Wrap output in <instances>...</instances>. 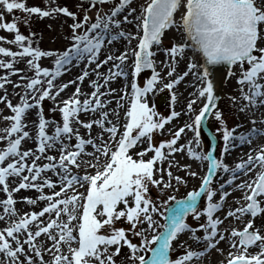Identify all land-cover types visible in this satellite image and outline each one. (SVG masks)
<instances>
[{"label": "snow or ice", "instance_id": "snow-or-ice-1", "mask_svg": "<svg viewBox=\"0 0 264 264\" xmlns=\"http://www.w3.org/2000/svg\"><path fill=\"white\" fill-rule=\"evenodd\" d=\"M106 2L107 0H89L88 7L95 10V15L90 17L86 8L79 4L75 6L80 9L78 13L66 5H57L56 0H44V8L28 6L25 0H0V29L15 33L14 38L7 42L15 44L19 49L12 51L0 46V54L11 58L0 61V68L20 72V69H13L15 59L28 57L26 64L33 72L32 77L27 78L23 84L25 92L18 103L13 105L7 94L0 95V101L5 102L12 113L6 118L10 121V126L5 131L8 136L16 134L0 150V162L6 161V158L10 160L0 166V190L6 194V198L0 200V205L5 214L15 216L13 193L20 189H35L40 193L38 199L47 202L39 211L24 213L0 230V253H3L6 264H37V261L39 264H117L114 257L119 254L122 246H127L130 250L128 264H196L194 258L216 247L221 240H227L235 249V253H228L226 264H264V230H253V220L249 219L243 229L232 227L230 233H225L219 228L221 218H214V213L221 209L229 195V191H224L225 184L231 186L237 173L248 172H254V176L235 185L245 192L243 205L229 210L226 215L239 217L248 213L253 218L258 214L264 215V143L256 149L251 147L253 136L264 137V128L255 127V120L251 122L253 126L250 130L240 134H236L238 126L232 129L226 127L210 78L211 66L227 65L228 74L232 75V66L239 64L241 75L237 83L241 85L243 100L247 101L240 111L243 112L249 106H259L264 110V0H145L138 16L134 15L136 9L131 6L132 0H113V5L108 10L98 7ZM14 10L25 15L22 18L13 16L12 21L8 22L5 14H12ZM33 14L39 18L62 14L72 20L66 49L42 50L38 45L33 46L31 34L26 37L18 31L17 22L22 20L27 24ZM129 16L136 22L134 33L124 28V25L132 22ZM173 27L181 33V41L164 48L165 56L171 57L173 67L168 68L165 74L168 82L163 87L172 93L171 100L175 103L178 97L173 89L183 77L192 74L201 82L194 85V94L185 105L186 111H176L173 107L169 115L160 116L154 107L149 106L146 98V94L152 92L156 84L165 78L156 69V52L152 49L155 47L159 50L164 31ZM6 39L0 37V40ZM118 39L127 41V46L123 50L112 52ZM133 40L137 41L135 46H132ZM105 47L109 49V54L99 59ZM186 49H195L204 63L197 65L190 60L187 64L188 71L173 78L177 58L183 56ZM42 57L52 58L54 67H42L38 62ZM129 60L131 64L126 67ZM73 61L76 64L87 61L83 65L85 70L77 77L80 81L89 76L90 66H95L91 71L96 79L89 81L94 90L81 102L80 86L76 85L72 96L64 99L59 106L62 125L47 120L41 111L36 125V151H21L22 140L29 137V132L23 130L26 112L34 107L40 109L45 98L55 99L69 84L74 83L70 80L58 87L54 83L56 77L72 67ZM245 62L248 65L246 69ZM102 66H109L107 72L99 71ZM193 69L199 70L193 72ZM143 70H151V75L141 87L138 86L137 77ZM129 76L131 92H127L126 84L123 94L116 99V109L105 110L109 101L103 98L117 91L110 87L111 82L119 78L128 80ZM23 79L25 78L21 77ZM6 83H11L7 76L0 77V88ZM244 85H247V91L244 90ZM16 86L19 85H14ZM101 87L107 91H100ZM197 97L203 98L204 102L195 111L193 105L196 104ZM126 99L130 104L124 113L126 122L121 131L119 109L122 107L121 101ZM231 99L235 100L234 97ZM81 111H99V118L83 122L78 118ZM110 113L115 116V123L109 119ZM181 115L188 116L189 122L170 132V139L154 146L153 132L162 131L168 122ZM209 117L219 124L215 131L221 134L220 159L211 152L199 150L201 125ZM73 121L87 129L96 124L102 132L98 137L82 138L72 128ZM49 124L55 125L51 135L46 132ZM189 131L193 133V139L179 143ZM104 133L108 134V140L104 139ZM72 136H75L74 145L63 142L70 140ZM143 139L147 140V147L136 153L140 158L133 159L129 150ZM238 143H247L250 150L246 159L229 167L223 162V156L230 154V150ZM86 145L91 146L94 151L86 152ZM53 148H57L59 157L46 155L44 158L48 162L38 165L36 152L45 154ZM162 149H167L168 154L186 151L189 158L207 161L208 171L200 178L198 190L189 191L185 198L177 202V206L169 209L167 222L159 224L160 231L157 232V222L153 215L159 212V208L149 195L150 186L159 187L163 191L172 187V181L176 185L186 184V177L198 175L191 165L183 164L179 167L185 170V176L174 175L171 170H166V180L163 176L165 170L154 168V162L166 159ZM150 151L154 155L145 160L143 157ZM84 155L92 157L94 162L83 159ZM26 159H31L32 162L26 163ZM81 165L94 168V173L85 172L80 175ZM168 165L170 169L172 160L168 161ZM73 167L77 172L72 171ZM47 171L56 174L59 180L54 182L43 177L40 182L41 173ZM25 172L28 174L25 175ZM156 172H161L159 178H156ZM217 172L231 177L219 184L218 193L211 186ZM11 177H18L19 183L10 188ZM45 187L55 190L45 194ZM201 192L206 194L207 203L198 210L196 201ZM217 194L218 199H215ZM23 199L29 205L37 202L29 197ZM172 200L175 197L169 195L161 204L166 205ZM189 213H192L194 220H199L202 214L206 217V222L197 226L203 231L202 236H196L197 228L185 222ZM45 214H49L46 223L42 221ZM121 218H126L131 225L129 229L115 227L116 221ZM145 224L146 228L141 227ZM106 228L107 232L104 231ZM149 229L154 233L150 238L145 235ZM126 231H130L133 236L142 237L139 244L132 243L126 236ZM185 231L192 233L195 241L203 243V250H191L185 246L183 254L170 259L171 242ZM42 234L51 241L49 248L37 243ZM153 242H156L155 246H152ZM254 245H258L259 251L251 254L248 248ZM110 248L115 250L110 251ZM145 249L151 252L147 259L138 255L139 251ZM43 252L49 254V261L43 260Z\"/></svg>", "mask_w": 264, "mask_h": 264}, {"label": "rangeland", "instance_id": "rangeland-1", "mask_svg": "<svg viewBox=\"0 0 264 264\" xmlns=\"http://www.w3.org/2000/svg\"><path fill=\"white\" fill-rule=\"evenodd\" d=\"M25 2H26V4L28 6H40L41 8L45 7L44 0H25ZM56 3L59 6H65L66 5L71 10L77 11L78 13H79L80 9L75 7V6L77 4H79V5L83 6L84 8H86V10L88 11V14H89L90 17L95 12V10L93 8H91V7H88L89 4L85 3L83 0H56ZM112 5H113V3L110 4V5H108V4L99 5L98 7L102 8L103 10H108V9H110V7ZM136 13H138L137 10L134 13V15H136ZM24 15L25 14L22 13L21 11L14 10V12L12 14H5V19L8 22H11L13 16L22 18ZM139 15H140V12H139ZM71 23H72V20L70 18L62 15V14H58L55 17H48V18H39L38 16L33 14V16L29 19L27 24L23 23L22 20L17 22L18 31L21 32V34L25 35L26 37H29L30 34H31V39L33 40V46H37L38 45L42 50H63L65 47H67L68 44H69L68 37L71 35V29L69 28V25ZM51 24L54 25L55 27L52 28ZM128 24H130L132 29H128L126 27H124V28L126 30L131 31V32L134 33L136 31V22L134 20H132V22L128 23ZM4 31H5L4 29H0V34H2ZM173 31H174V34L172 33ZM7 34H10L12 36L15 35V33L11 32V31L7 32ZM177 41H181V33L178 32L175 27H173L168 32V35H167L166 39L164 40V43L170 45L171 43H174V42H177ZM9 47L11 48V50L15 49L17 51V49H16L17 46L15 44H11ZM163 48L164 47L161 48L162 53H164L163 52ZM189 53H190V56H187L186 58H184V60L182 62V65L180 66V68L178 70H182L183 71L184 68L187 67V64H188V62L190 60H191V62L196 63L197 65L199 64L198 63V59H199L198 55L196 53H194V52H189ZM22 58L23 57H21V61H22ZM44 58H47V57H44ZM9 59H11V58L3 57V58L0 59V61H7ZM16 60H18V58H16L14 63H13V68L14 69H18L19 68V65H18V61L19 60L17 62H16ZM47 60H48L49 63H47V62H45V63L50 65L52 63V58H47ZM22 64H23V67L25 69V73L14 72L13 75L9 73L7 75V78H9L8 80L11 81V83H6L3 88H0V95L7 94L8 99L10 100V102L13 105H15L16 103L19 102L20 96L22 94H24V92H25V89L23 88V84L26 83L27 78H31L32 75H33L31 73V70H29L28 67L23 62H22ZM130 64H131V60H129L128 65H126V67L130 66ZM156 65H157L158 68H160L162 70V73L166 71L165 67L161 68L160 63L158 61H157ZM198 70L199 69H193L192 71L195 72V71H198ZM103 73H105V71H103ZM235 75H238V71H236V69L234 70V74L232 75V78ZM4 76L5 75H3L2 77H4ZM21 77H24L25 79L21 80ZM129 78H130V76H129ZM64 80H66V77L64 79H62L61 81H59L55 85H60L61 83H64V82H62ZM167 82H168V78L166 77L165 78V83H167ZM200 82L201 81L199 80L198 83H200ZM17 84L19 86L14 87V85H17ZM89 86H91L90 83H89ZM231 86H233L232 83H230V85L228 86L224 82L223 87H222L223 96L220 98L219 105H218V107L222 111L223 118L226 121V127H228L229 129H232L233 127H235V124L237 123V121L240 120L239 115L237 114L236 105H235V107L233 105L234 100L231 99L233 97L236 98V96L235 95H230L229 99H228V96H227V94H232V92H228L227 91L228 88L231 87ZM162 93H164V94H162ZM175 93H176V95L178 97L177 91ZM160 94H162L161 95L162 98H163V95H165V94L167 95L165 97L166 98V102H164V104H162L161 106H156V99H157L158 96L160 97ZM188 97L189 96H184V98H182V101L179 103V105L183 106V108L185 110H186L185 105L187 103L186 99ZM48 101L53 102V100L45 98L41 102V108L40 109H37L35 107L31 109V110H34V112H35V115L33 117L34 119H33L32 122L28 121L30 123H26V127H28V129H30V133H32V135H34L33 127L36 128V124H37V121H38V116H39L41 111L46 116L52 117V119H50V120L55 121L56 124L62 125L61 122H60V120L62 119V114H59V110H54L53 108H55V107L51 108L49 106V104H48ZM147 101H148V104H150V105L153 104L154 106H156L155 111L160 116H166L167 113L172 111V108L177 103V101L175 103L170 102V95L168 94V89L164 88L163 85L160 86V88H158L155 92H153L150 95V97H148ZM29 102H31V100H29ZM201 102H202V98L196 104H194L193 107L199 106ZM126 107L124 108L125 111H126ZM250 107L251 106H249L248 108H245L244 110L247 112L250 109ZM194 110L196 111V108H194ZM28 111H30V110H28ZM263 112L256 115V116L260 117L259 121L262 122V123H264V117H263L264 113ZM8 114H12L11 110L7 107L5 102L0 101V137H3V138H0V150H3V148H5L6 145H7V141L9 139H11V138H7L6 137L8 134L5 131V129L10 126V121L8 119H6L7 117H10V116H7ZM251 115L255 116L254 114H251ZM85 122H88V120L87 121L85 120ZM122 122L125 123V121H122ZM251 124H252L251 122H248V123L242 122L241 127H242V129H247V128H249L251 126ZM51 125L55 126L53 124H51ZM177 126H179L178 123L173 124V126L171 128L174 129V127H177ZM207 126H208V129L210 130V132L213 133L215 135V137H216L217 148H216V151H215V155H216V158L220 159L221 158V153H220L219 150H220V148L222 146V141L220 140V135L221 134L217 133L215 131V129L219 126V124H218L217 121L214 120V118L209 117V119L207 120ZM171 128L169 130H167V133H166L165 137H163L162 139L160 138L162 133H160L159 130L154 131L153 134H152V144L156 145L159 141L170 139L171 138L170 137L171 136L170 132H174ZM237 129L238 128H236V131H237ZM163 131H165V129H163ZM190 133L191 132H189L188 134H190ZM261 139L262 140L259 142L258 147H259V145L261 143H264V137H262ZM144 140L145 141L141 145L142 149L147 146V140L146 139H144ZM26 141H28V142H25L22 147L24 149H26V150L32 149L35 152L36 151V148H35L36 139L35 138L31 139V140L27 139ZM66 142L68 143V140H66ZM74 143H75V141L73 140V142L72 143L70 142L69 145H74ZM208 145H209V138L207 137L206 134L202 133L201 143L199 145V149L204 152V150L208 147ZM258 147H256V148H258ZM252 148L256 149L254 147H252ZM69 150H72V149L70 148ZM249 150H250V148H248L247 150H244V152L241 153V155H247ZM132 151H133L132 153L134 154L133 158L136 159L135 157H138L136 155L138 150H136V152H135V149L132 150ZM36 154H38L37 157H39V154H41V153L36 152ZM46 155H52V156L58 158L59 157V151H55L54 149H51V150L47 151L45 155H40V158H43V159L37 161L38 165H40V164H42L44 162H48L44 158V156H46ZM183 155H185V154H183ZM185 156L187 157V155H185ZM84 157L85 156H83V159H84ZM202 162H203V169H205L207 167V162H205V161H202ZM235 163H237V162L236 161L235 162H230V165L233 164V166H234ZM163 166H164V162L162 163V161H160V162H158L156 164V169H163ZM81 167L82 168H80V170H79V174L80 175H83L85 172L94 173V171H95V169L92 168V167H86L84 165H81ZM167 168H168L167 170H171L174 175L178 174V175H181V176H185V170L181 169L179 166H178V168H175V170L173 169V167H171L170 169H169V167H167ZM72 171L73 172H77V169L73 167ZM155 175L157 176V175H159V173H156ZM160 175H161V172H160ZM52 176H54V174ZM163 176L167 180V171H163ZM218 177H220V172H217L214 175V180H213V183H212L211 186L216 191L219 192V186L217 184ZM227 177H228V174H222V176L220 178L221 182H224V180H226ZM186 180H187L186 184H180V185H176L175 181H172V187L164 189L163 191L159 187L150 186L149 195H150L151 199H153L156 202L157 207L159 208V212L153 215V219L157 222V226H156V231L157 232L160 231V228L158 227V225L165 223L166 215L169 212V209L177 201H180L181 199L185 198L189 191H192L193 189L194 190L198 189V187L196 189H195V187L200 182L199 176L198 177H194V178L186 177ZM40 182H42V179H40ZM16 183H19V181L16 180L15 184ZM53 190H55V189H53ZM79 190L80 191H84V189H79ZM235 190H237V189H235ZM239 190L244 192V190H242V189H239ZM33 191H35V190H32V191H28V190L21 191V190H19V192H18L19 194L18 195L20 196L21 202H23L24 204L22 205V204H18L17 203L14 206V208L16 209V215L12 216V217L10 216L13 220L14 219H18L19 216L23 215L24 213H29V212H32V211H38L39 208L43 207L47 203L46 201H42V200L38 199L39 196H38L37 192H35V194H37V196H35L36 197L35 200L36 201L38 200L39 203L36 202L37 204H34V205H29L28 203H25L26 201H23L24 200L23 198L27 197L28 192L30 193V192H33ZM51 191L52 190L47 189V187H45L43 189V192L45 194L50 193ZM234 192H236V191H234ZM202 193H203V195L201 196V198L199 199V201L196 204L198 210L202 209L203 207H205L206 203H207L206 194L204 192H202ZM2 194L0 195L1 198H3V195H4V194L3 195ZM169 195L174 196L175 200L168 201V203L166 205H162L161 201L167 200ZM230 198H231V196H230ZM233 199H236L235 195L233 196ZM243 203H244V201L241 203V205ZM120 207H123V205H120ZM232 207L233 206H231V208ZM227 210H231L230 207ZM7 216H9V215L5 214L4 212H2V214H0V230H2L4 227H6L10 223L9 222L6 225V221L4 220V218H6ZM203 216L204 215L202 214L201 217L199 218V220H194L193 216H192V213H189L185 217V221H187L191 227L197 228L199 223H205L206 222V220H205V218ZM261 216H263V215H261ZM46 217H47V219L49 218L48 216H46ZM227 218L230 219L228 216H227ZM259 218H260V215L257 216V218L253 221L254 226L256 225L255 221L258 220ZM246 220H248L247 213L243 217L241 224L244 225V222H246ZM43 222L46 223L47 220H44ZM115 227H123L125 229H129L131 227V225L126 221V218H121L119 221H116ZM141 227L146 228L147 226L145 224V225H141ZM227 227L229 229H231L232 227H235V225H231V226H227ZM255 228L260 230V227H256L255 226ZM255 228L253 230H256ZM197 230L200 231V229H198V228H197ZM104 231L107 232L108 229L106 228ZM226 232H227V230H226ZM153 234L154 233L150 229L145 232V235L148 238H150L151 235H153ZM126 236L128 237V239L132 243H136V244H139V241L142 238V237L133 236L130 231H126ZM196 236H200V235L197 234ZM189 237H190L189 240L185 241L184 244L180 243V238L175 241L174 246H172V250H171L173 259L177 258L178 256H180L181 254L184 253V251L186 250L185 246H187V248H189L191 250H193L191 248V244H192L193 248L197 247V246H195V244L193 242L191 244H189L191 241H193L191 236H189ZM45 240H47V237L44 234H42L41 237L38 238L37 243L39 245H41L42 247H44V248H49L46 245V241ZM48 242L51 243V241H48ZM155 243L156 242H153L152 246H154ZM255 247L258 248V245H256ZM258 251H259V248H258ZM142 254L145 255V258H146V257L149 256V251L147 249H145L143 251H139L138 252V255H142ZM129 255H130V250L127 248V246H122L121 249H120L119 254L114 257V260L117 262V264H128L127 257ZM42 256H43V260L46 261V262L51 259V257L49 256V254L47 252H43ZM37 264H39V261H37ZM203 264H214V263H212V262H203Z\"/></svg>", "mask_w": 264, "mask_h": 264}, {"label": "bare ground", "instance_id": "bare-ground-1", "mask_svg": "<svg viewBox=\"0 0 264 264\" xmlns=\"http://www.w3.org/2000/svg\"><path fill=\"white\" fill-rule=\"evenodd\" d=\"M138 15H139V13H136V16H138ZM51 27L53 28L55 26L51 24ZM126 27L128 29H131L132 28L131 26H126ZM7 32H10V31L5 30L2 34H0V37H6L7 38L6 40H0V44H1L0 46L9 48L11 50V48L9 47L11 44L8 43L7 40L13 39L14 38V35L12 36L10 34H7ZM172 33L174 34V31ZM133 43H134V46H135L136 45V41H134V40L132 41V46H133ZM126 46H127V41H125V40H119L118 39L117 42L115 43V46L111 49V51L112 52H116L117 49L123 50V48L126 47ZM66 48L67 47H65L64 49H66ZM16 49H17V51H19L18 47ZM12 51H16V50L15 49H12ZM105 54H109V49L107 47L104 48L103 53L100 55L99 59H103ZM116 54H118V52ZM187 54L188 55H184L185 57L178 58V60H177V69L181 66L184 58H186L187 56H189V52H187ZM2 56L3 57H6V58H10L8 56H5L3 54H0V59L3 58ZM27 59H28V57H23L22 58V61H21V57H18V60L20 62L18 60H16V62L18 61V65H19V68L18 69H20L21 70L20 72H22V73H25V69L23 67L22 62L27 66V64H26V60ZM165 60L168 61V64H169L171 58H169V57L166 58L163 54L159 56L160 63H163ZM45 62L49 63L48 60H47V58H43V59H41V61H39L40 65L42 67H49L50 69L52 67H54L53 62L50 65L46 64ZM84 63H87V61H83L80 64H76V62L73 61L72 67H70L69 72L65 75L66 76V80H64V81H66V83H67L68 81L71 80V81H74V83L73 84H69L68 87L64 91L60 92L59 95H57L56 98L53 100V102H57V103H53L52 102L51 103L52 105H55L56 107L59 108V106L62 104V101L64 99L69 98V97L72 96L73 92L75 91V88H76V85L77 84L80 86L79 99H80L81 102L88 95H90L92 93V91L94 89L92 88V86H89V81L96 79V76H95L94 72L91 71V69L95 67L94 65H91L90 66V68H89V76L88 77H86L83 81H80V80L77 79V77L85 70L84 67H83ZM108 67L109 66H102L101 69H99V71L102 72V73H103V71L107 72ZM175 71H176V69H175ZM179 71H181V70H179ZM9 73H11L13 75L14 72H13V70L0 68V77H2L3 75L7 76ZM31 73L33 74L32 71H31ZM188 76H189V78H186L184 80V82H181L177 86V88H176V89H178L179 95H180L179 100H178L177 104L175 105L177 111L185 110L183 108V106H180L179 105V103L182 101V98H184V96H189L186 99V101H188L189 99L192 98V94H194V83H195V81H196V83L199 82V79L198 78H196V77L192 78L190 75H188ZM238 77H239L238 75H235L233 78H230V79H228L226 81L225 80L226 79L225 77L223 78V77H219L218 75H215L214 76V80H213L215 94H217V95H220L221 94V92H222V85L224 84V82L228 86L230 85V83H232L233 86L229 87L228 90H227L228 92H232V94H227V96H228V99L230 98V95H235L236 96L233 104L236 105L237 114L239 115L240 120L237 121V123L235 124V126H238L237 127L238 130H241L242 129V127H241L242 122L248 123V122H252L253 120H255V126H257V127L258 126L259 127L260 126H263V128H264V124L259 121V118L260 117L259 116H256L257 114L262 113L264 111L261 108H259V106H256V107L251 106L250 109L247 112L245 110L243 112L240 111V109L243 108L245 104H247V101L243 100V98L241 96V85L237 83ZM59 78L60 77L55 78L54 83H57V81H59ZM62 78H60V79H62ZM7 79H9V78H7ZM126 84L128 85L127 92L130 93L131 90H130L129 79L128 80H125L124 78H119V79L111 82L110 87L117 89V91H116V93H114L112 95H108V96H106V97L103 98V99H108V101H109V103L105 106V110H107V109H113V110H115L116 109V99L120 95L123 94V91L125 90V85ZM245 88H247V85H244V90H245ZM100 91H105L106 92L107 89L101 87ZM200 99L201 98L197 97V102ZM128 103H129V100H127V99L124 100V101H121L122 107L119 109V113H120V123H121V121H126L125 120V116H124V113L126 111L124 110V108L128 105ZM194 108H196V111H197L200 108V105L199 106H195ZM251 114H254L255 116H253ZM11 115L12 114H8L7 116H11ZM34 115H35L34 110L27 111L26 112V116L24 117V121L27 119V121L32 122L33 119H34L33 118ZM78 117H81V116L79 115ZM82 117H85V118H82L81 119V121H83V122H85V119H87L88 121L89 120L98 119L99 118V111H96V112L89 111L88 113H85L84 115H82ZM109 119H111L115 123V116L112 115L111 113L109 115ZM186 122H189V117L188 116L181 115L178 118V120L176 118H174L170 123H167L164 126L165 127L164 128L165 131H163V130L160 131L159 130L160 133H162L161 134V139L163 137H165V135L167 133V130H169L173 126V124L178 123L179 126H180V125H182V124H184ZM122 125L123 124H121V128H122ZM48 128H49V125L46 128V132L48 131ZM175 128L176 127H174V129L173 128H171V129L174 131ZM101 132H102V129H100V127L98 125H96V124H93L90 129H87V128L85 129V127H83V125L80 124V133L79 134L81 135L82 138L88 139L89 137H98L101 134ZM188 133L189 132H187L186 135H183L182 136V138L179 141V143H186L187 140L192 139L191 136H189ZM15 135L16 134H12L11 136H8L7 135L6 137L13 139V138H15ZM29 137L31 139H33V135H29ZM74 137L75 136H72V138L70 140H68V143L66 142V140H64L63 142L66 143V144H70V142L72 141V139L73 140L75 139ZM108 138H109L108 137V134L107 133H104V139L105 140H108ZM261 138L262 137H259V136L253 138L252 139V142H251V146L254 147V148L258 147L259 142L262 140ZM97 142H99V141H97ZM142 143L143 142H140L139 144H142ZM139 144L135 147V152H136V150H138V152L141 151L142 148H141V145H139ZM248 148H249V145L246 143V145H244L242 148H237L234 151L233 150H230V154H224V156H223V162L224 163H227L229 165V167H230V162H235V161L236 162H239L241 160L246 159V156H244L243 158H241L243 155H240L241 153H239V152H241L242 150H247ZM53 149L55 151H58L57 148H53ZM92 151H94V150L91 148V150H89L88 152H92ZM164 153H165L166 159H164L162 161V163L164 162V168L166 170L168 169L167 167H169L168 161L169 160H172V166L171 167H173L174 170H175V168H178V166H180V165L188 164V165H191L192 170L197 171L199 177H202L203 174H205V170L206 169H203V162L202 161H198V160H194L192 158H189L188 156L186 157L185 156V155H187L186 154V151H181V152L174 153V154H168L167 149H164ZM183 154H185V155H183ZM84 159H87V160H89L91 162L92 161L94 162V160H93L92 157L85 156ZM6 162H10V161L8 159H6V161L1 162V164H4ZM101 162L103 163V157H101ZM222 174L223 173H221V175ZM253 176H254V172H250V173H247V174H240L239 177H237L236 179L237 180L239 179V180L248 181ZM156 178H159V175H157ZM192 178H194V177H192ZM237 183L238 182L235 181V183L232 186L235 187V185ZM0 187H2V186H0ZM11 187H15V186H11ZM20 190L21 191H24V190H27V189H24V190L23 189H20ZM2 192L3 191L0 190V195L2 194ZM18 192H19V190L17 192L13 193L14 201H15L16 204L18 203V204H22L23 205L24 203L21 202L20 196L18 195L19 194ZM37 193H38V196H39L40 193L39 192H37ZM47 194H50V193H47ZM234 195H235L236 199H233V196ZM27 196H29L32 199H35L36 198L35 196H37V194H35V192H30V193L28 192ZM243 197H244L243 191L237 189L236 192L232 193L231 198H230V196L226 197L225 202H224V206H227V207H231V206H233V207L234 206L239 207V205H241V203L244 201L243 200ZM3 199L4 198H1L0 197V200H3ZM215 199H218V195L215 197ZM235 201H236V204L233 203ZM237 201H239V203H237ZM25 203H27V202H25ZM37 203H39L38 200H37ZM40 209L41 208H39L38 211ZM2 212H3V207H2V205H0V214H2ZM227 212H228V210H225V209L222 210V211H220V212H217L216 214H214V218L215 217L222 218L224 215H226ZM244 215L239 216V217H229L230 219L226 218L224 224L221 225L222 231H223V229L225 228L226 225L227 226L228 225H235V227H239L238 230L243 229V225L241 224V222H242V219H243ZM46 216L49 217V214H45L44 217H46ZM11 217L10 216H7L6 218H4V220L6 221V225H7V223H9V222H11L13 220ZM255 223H256V225H255L256 227H260V230H264V216H260V218L258 220H256ZM32 228H33V230L35 229V224H34V226H32ZM181 236L182 237L180 238V243H182V244H184L185 241H188L189 238H190L189 237V233L186 232V231L184 233H182ZM45 241H46V245L48 247H50L51 243L48 242L47 240H45ZM217 248L219 249V251H217ZM114 250H115L114 248H110V251H114ZM229 252H235V249H233L231 247L230 242H228L227 240H221L216 245V247H214L210 251V253L208 255H205L203 257H201V256L196 257V258H194V260H195L196 264H203V262H212L214 264H220L223 260H225L228 257V253ZM0 264H6V260L3 257L2 258L0 257Z\"/></svg>", "mask_w": 264, "mask_h": 264}]
</instances>
